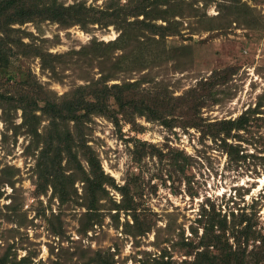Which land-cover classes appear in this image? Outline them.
<instances>
[{"label":"rangeland","instance_id":"obj_1","mask_svg":"<svg viewBox=\"0 0 264 264\" xmlns=\"http://www.w3.org/2000/svg\"><path fill=\"white\" fill-rule=\"evenodd\" d=\"M149 1L148 20L138 19L156 32L127 25L134 17L68 27L36 20L0 30V92L29 109L34 100L41 109L75 87L106 81L135 82L134 94L174 111L159 120L136 117L135 125L94 114L52 128L41 110L0 109V257L7 264H188L193 256H184L183 243L199 241V220L212 208L228 227L240 218L239 230L251 223L239 242L253 264L257 237L264 238V0ZM57 2L97 10L108 0ZM260 103L249 126L232 132L241 137L228 139L238 151L231 157L219 139L187 124L233 120ZM175 151L182 157L175 160ZM83 153L116 186L128 185L139 225L125 211L111 218L122 196L104 184L98 221L83 232L90 225ZM141 225L150 230L140 232Z\"/></svg>","mask_w":264,"mask_h":264},{"label":"trees","instance_id":"obj_2","mask_svg":"<svg viewBox=\"0 0 264 264\" xmlns=\"http://www.w3.org/2000/svg\"><path fill=\"white\" fill-rule=\"evenodd\" d=\"M58 0H2L0 2V30L4 27H9L10 25L24 24L26 22L32 21H51L57 23L61 26H71V25H82L85 21H90L92 24L105 23L106 19L103 17H110L112 23L126 22L129 17H134L137 19L134 24H127L129 26H134L137 29L146 27L152 32H156V26L146 23L149 18V12H146L148 4L151 2L149 0H129L127 4L115 5L113 0H108L105 7L102 9L87 8L84 3H76L70 6H65L57 2ZM119 1V0H116ZM149 1V2H148ZM144 16L146 21H139L138 17ZM120 17L122 19H120ZM143 17V18H144ZM150 20V19H149ZM124 32V31H123ZM122 32V33H123ZM154 34V33H153ZM155 35V34H154ZM157 35V34H156ZM137 84L125 83V84H114L108 86L106 81H96L94 83H89L83 86L75 87L74 89L65 93L59 103L56 102H46L45 106L38 109V101L34 100L32 103V109L30 107L23 106V100H13V98H8L6 95L0 92V109L3 111L10 109L5 108L6 104L10 105L12 103L18 104L24 113H35V111H42L44 115L50 118V127L57 126L56 121H73L77 124L83 123L86 119L92 115H101L112 118L114 124L118 125L120 120L117 115L121 116V119L128 124H136V117H146L149 120H159L163 118L165 114H171L173 111L171 106L166 105L165 107L154 106L152 102H148L147 99L141 98L138 94H134V88ZM115 106V108H111ZM261 107V103L258 104L256 109H251L245 111L237 118L230 120H219L211 123H204L201 120L195 121L194 119H189L187 124L193 128H198L201 130L204 136H210L211 138L217 140L219 139L220 145L225 149L226 153L231 157L233 154H238L235 151L228 139L240 138L239 135H234L232 132L244 131L252 122L254 115L258 114V109ZM164 109L163 112L160 110ZM117 113V114H116ZM194 115V114H193ZM195 116V115H194ZM34 117V115H33ZM163 122L169 126L171 124L163 119ZM52 140L48 141L47 146H51ZM79 146L81 149L86 147V141L81 140ZM63 151L65 149H62ZM160 158H163V153L154 150ZM171 154V152H170ZM175 160L182 157L181 153L178 151L172 152L171 154ZM82 157L89 166V171L84 175V170L82 165L79 166L80 170L83 171V182L86 185V192L88 198V204L86 206L87 213L86 216L90 221V225L83 228V232L86 233L94 224L98 221L99 213L97 208V203L99 202L98 195L101 192H106L104 190V184L110 185L117 189L121 193L122 202L116 203L112 202L113 210L116 211L114 215H111L113 220H117L120 211H125L131 214L136 225H139L138 217L136 215V208L134 199L129 195L128 185L116 186L113 179L105 177L99 161L93 154L83 153ZM48 178L51 173L46 171ZM44 192V189H43ZM61 202L67 201L65 193L61 191L60 194ZM203 216L207 221L199 222L202 223L204 232L200 237L199 241L195 244L193 242L183 243L182 253L186 257L193 256V259L189 261L188 264H250V261L246 259V254L244 250H241V244L239 242V236H243L245 241L247 240L248 232L250 234L251 223L246 224L243 229H238L242 223L246 221L242 218L239 219L237 223L233 222L231 227H228L225 216H221L220 212H217L214 208L210 212L203 210ZM209 213V214H208ZM234 216V213H231ZM96 219V221H95ZM92 222V223H91ZM140 232H147L150 227L147 226ZM217 230V231H216ZM197 234V230L193 231ZM220 232L222 235L220 236ZM236 233L238 235H236ZM258 240V245L256 246V251L252 252L253 264L264 263V238ZM230 239L237 242V247L233 248L234 244L230 243ZM99 256V254L97 255ZM7 255L0 257V264H7L11 262ZM25 261V259H23ZM14 263V261H13ZM98 260L96 261V264ZM101 264V263H98ZM110 264V263H105Z\"/></svg>","mask_w":264,"mask_h":264},{"label":"bare ground","instance_id":"obj_3","mask_svg":"<svg viewBox=\"0 0 264 264\" xmlns=\"http://www.w3.org/2000/svg\"><path fill=\"white\" fill-rule=\"evenodd\" d=\"M261 181H262V183H264V178Z\"/></svg>","mask_w":264,"mask_h":264}]
</instances>
